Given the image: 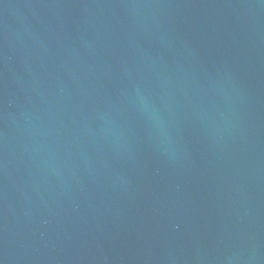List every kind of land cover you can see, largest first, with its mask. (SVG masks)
<instances>
[{
	"label": "water",
	"instance_id": "95a60500",
	"mask_svg": "<svg viewBox=\"0 0 264 264\" xmlns=\"http://www.w3.org/2000/svg\"><path fill=\"white\" fill-rule=\"evenodd\" d=\"M0 264H264V0H0Z\"/></svg>",
	"mask_w": 264,
	"mask_h": 264
}]
</instances>
